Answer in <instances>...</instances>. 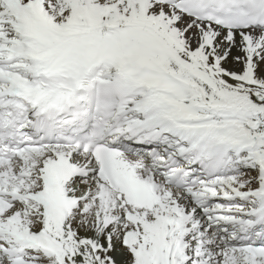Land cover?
Masks as SVG:
<instances>
[{
	"label": "snow or ice",
	"instance_id": "obj_1",
	"mask_svg": "<svg viewBox=\"0 0 264 264\" xmlns=\"http://www.w3.org/2000/svg\"><path fill=\"white\" fill-rule=\"evenodd\" d=\"M264 264V0H0V264Z\"/></svg>",
	"mask_w": 264,
	"mask_h": 264
},
{
	"label": "bare ground",
	"instance_id": "obj_2",
	"mask_svg": "<svg viewBox=\"0 0 264 264\" xmlns=\"http://www.w3.org/2000/svg\"><path fill=\"white\" fill-rule=\"evenodd\" d=\"M117 249L118 251H121V254H116L115 256V252L113 253L115 259L117 260L118 264H123V262L127 259L126 255L123 253V251L121 250V247L119 244H117Z\"/></svg>",
	"mask_w": 264,
	"mask_h": 264
}]
</instances>
